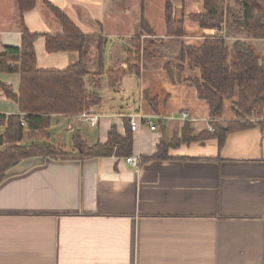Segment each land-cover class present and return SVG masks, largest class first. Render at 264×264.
Returning <instances> with one entry per match:
<instances>
[{"label": "crops", "instance_id": "1", "mask_svg": "<svg viewBox=\"0 0 264 264\" xmlns=\"http://www.w3.org/2000/svg\"><path fill=\"white\" fill-rule=\"evenodd\" d=\"M166 4L172 18L183 22L181 37L166 34ZM50 5L94 39L85 81L100 97L94 106L100 118L91 126L77 115L53 114L41 142L72 152L74 135L88 145L104 143L115 127L121 136L131 134L132 153L33 156L10 167L0 180V264H264L261 128L230 131L220 147L217 138L181 142L167 149V157H152L162 138L180 136L185 123L180 112H189L186 121L194 133L210 127L207 104L187 81L198 69L184 65L172 71L183 45L219 32L191 19L204 13L203 0H35L22 14L15 0H0V52L20 47L26 29L37 34L38 69L65 70L78 63L77 51L45 47V34L62 32ZM144 35L160 39L159 46L166 42L175 59L162 60L155 52L138 63L123 61L134 48L129 39ZM119 69V79L108 74ZM0 82L17 93L19 74L0 72ZM156 83L164 89L161 100L158 88L150 87ZM19 113L0 89V115ZM133 115L151 117L156 130L142 120L131 131ZM5 124L0 119V133ZM132 156L136 166L127 161Z\"/></svg>", "mask_w": 264, "mask_h": 264}, {"label": "trees", "instance_id": "2", "mask_svg": "<svg viewBox=\"0 0 264 264\" xmlns=\"http://www.w3.org/2000/svg\"><path fill=\"white\" fill-rule=\"evenodd\" d=\"M15 1L21 14L35 6V0ZM203 3L204 13L191 15V19L201 28H216L219 32L204 37L197 45H183L179 68L183 69L181 63L186 62L190 69H198V75L187 81L196 90L197 97L206 102L212 130L205 129L196 134L185 120L179 137L160 140L152 156L155 159L167 157V149L177 143L217 138L220 147L230 131L250 127L264 131V54L251 42L252 39L264 40V0H203ZM49 7L59 20L62 32L45 34L47 51H77L80 61L65 70L38 69L33 48L37 34L26 29H23L20 47L8 46L0 52V72L19 74L17 93L9 84L1 82L0 89L17 103L20 111L19 114L0 115V119L6 120L0 133V180L10 167L33 156L66 159L129 156L132 153L131 134L127 132L121 136L115 127L111 128L104 143L88 145L74 135L72 152L53 143L34 140L46 136L51 115H77L100 102V97L89 90L85 81L90 75L85 59L89 54V43L94 39L82 34L57 8ZM141 26L147 30L144 20ZM165 28L169 37L184 35L183 22L172 18L169 4L165 6ZM226 38L234 40L228 45ZM134 48L138 63L144 51L139 45ZM101 50L102 42L98 40V60ZM108 74L119 79L123 70ZM226 101H230L231 118H224ZM252 117L261 120L252 121ZM22 120L26 126L21 125ZM24 137L31 141L23 143Z\"/></svg>", "mask_w": 264, "mask_h": 264}, {"label": "rangeland", "instance_id": "3", "mask_svg": "<svg viewBox=\"0 0 264 264\" xmlns=\"http://www.w3.org/2000/svg\"><path fill=\"white\" fill-rule=\"evenodd\" d=\"M234 39H232V38H226V42H227V44L229 45V44H231V42L233 41ZM129 41H130V43L134 46V47H136L137 45H139L140 47H141V49L144 51L143 53H141L142 55L139 57V60H140V58L142 57V58H148V56H150V55H153V54H155V52L157 53V52H159V53H161V59L162 60H165V61H168V60H170V59H175V55L174 54H177V53H174V52H172V50L170 51V48H168V49H166V42L164 43V44H162L161 46H159L158 45V43H159V41H160V39L159 40H157V39H155V38H152V37H149V36H147V35H144L143 37H141V36H135V37H132L131 39H129ZM254 45H255V47L261 52V53H263L264 54V40H262V39H252V41H251ZM154 45H156V48L154 47ZM134 49L135 48H132V52L131 53H129L127 56L126 55H124V58H123V61H125V60H127V62H129V61H132V60H134L135 61V59H137V56H136V54L134 53ZM156 50H158V51H156ZM148 52V53H147ZM147 53V54H146ZM177 57L176 58H178L179 59V56H180V54H177L176 55ZM172 62L174 63V65L172 66V71L173 72H175V73H178V71L180 70V72H181V68H179V65H180V61H179V63H177L176 62V60H172ZM182 65H183V69H184V65H186V62H182L181 63ZM187 68V70H189L190 69V67H186ZM180 76V75H179ZM110 81L112 82L113 81V79H110ZM153 85L156 87V88H158V92H159V95H160V100H161V98L163 99V97H162V95H163V92H164V89L163 88H161V86L162 85H158V83H156V84H150V87H151V89H152V87H153ZM149 86V85H148ZM152 90L150 91L149 90V93H151L152 94ZM150 94V95H151ZM206 103V102H205ZM225 105H226V109H225V116H224V118H231L232 117V113H230V101H226L225 102ZM90 108H94V107H90ZM89 109V108H88ZM85 110H87V109H85ZM84 111V110H83ZM252 121H257V120H261L260 118H257V117H252V118H250ZM204 123H197V124H195L196 125V127H200L201 125H203ZM170 133V132H169ZM44 137L42 136V137H37V138H34V140L36 141V142H41V140L43 139ZM24 142L23 143H29L31 140L28 138V137H24ZM54 144V143H53ZM55 146H57V147H60L59 145H56V144H54ZM63 149V148H62Z\"/></svg>", "mask_w": 264, "mask_h": 264}, {"label": "built area", "instance_id": "4", "mask_svg": "<svg viewBox=\"0 0 264 264\" xmlns=\"http://www.w3.org/2000/svg\"><path fill=\"white\" fill-rule=\"evenodd\" d=\"M78 117H80L81 119H83L84 121L88 122L91 126H95L98 124L99 121V114L94 110V108H89L87 110H84L80 113L77 114ZM179 119L180 120H188L190 119V115L189 112L187 111H182L179 114ZM144 121L150 130H156V125L153 123V120L151 117H145V116H141V115H133V116H129V128L131 131H135L139 128L140 126V122ZM21 125L26 126L25 122L22 120ZM209 130H212L211 127H209ZM127 161L133 165L136 166L137 165V158L136 157H128Z\"/></svg>", "mask_w": 264, "mask_h": 264}]
</instances>
